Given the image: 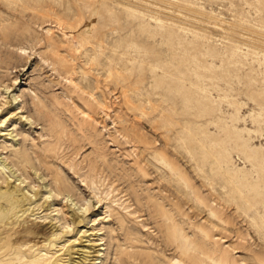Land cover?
Wrapping results in <instances>:
<instances>
[{"label":"rangeland","instance_id":"374dc122","mask_svg":"<svg viewBox=\"0 0 264 264\" xmlns=\"http://www.w3.org/2000/svg\"><path fill=\"white\" fill-rule=\"evenodd\" d=\"M7 242L264 264V0H0Z\"/></svg>","mask_w":264,"mask_h":264},{"label":"bare ground","instance_id":"6f19581e","mask_svg":"<svg viewBox=\"0 0 264 264\" xmlns=\"http://www.w3.org/2000/svg\"><path fill=\"white\" fill-rule=\"evenodd\" d=\"M4 209H6V206H4ZM18 246H22V244L7 242L3 246H1L0 250L2 253L0 254V264H11L15 260H22L26 255V251L23 249L14 251L15 255H11V256L9 255V253L12 252L13 250H16ZM43 261H44L43 259H37L36 264H43ZM173 264H185V263L180 260H175Z\"/></svg>","mask_w":264,"mask_h":264}]
</instances>
